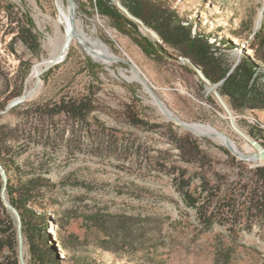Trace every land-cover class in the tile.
Listing matches in <instances>:
<instances>
[{"label": "rangeland", "instance_id": "rangeland-1", "mask_svg": "<svg viewBox=\"0 0 264 264\" xmlns=\"http://www.w3.org/2000/svg\"><path fill=\"white\" fill-rule=\"evenodd\" d=\"M142 1L169 13L173 24L190 26L233 64L244 52L255 56L251 43L264 26V0ZM76 2L90 39L74 42L41 75L38 93L23 98L33 67L62 43L53 26L55 6L53 0H0V163H16L4 168L21 192L34 180L28 189L33 201L26 205L47 216L60 264L80 258L100 264H264V205L255 172L264 164L167 117L145 83L132 78V65L175 116L232 131L210 85L179 47L139 25L142 35L163 47L147 52L141 35L120 29L94 0ZM98 37L120 58L112 64L95 59ZM84 101L86 110L68 109ZM230 107L240 127L264 146V109ZM233 135L246 150L250 143ZM181 140L198 148V156L184 155ZM2 187L3 180L0 264H21L18 220ZM7 198L12 203L8 189ZM23 236L27 264H37L24 229ZM37 244L44 247L45 239Z\"/></svg>", "mask_w": 264, "mask_h": 264}, {"label": "trees", "instance_id": "trees-1", "mask_svg": "<svg viewBox=\"0 0 264 264\" xmlns=\"http://www.w3.org/2000/svg\"><path fill=\"white\" fill-rule=\"evenodd\" d=\"M94 1L97 10L104 15L110 16L120 29L131 27L141 35V44L145 51L152 52V50L155 51L158 48L163 50L158 40L142 35L139 24L121 11L113 0ZM122 2L134 15L156 30L165 43L179 47L184 55L200 65L206 76L213 83L223 80L219 89L226 100L230 102L232 108L245 110L264 109V26L255 30V40L251 43L255 56L252 58L244 52L233 68L234 64L230 59L223 53L219 54L216 50L217 48L202 37L200 33L196 32L193 35L191 27L182 24V22L177 21V23L173 24L169 13L158 12L152 8L148 9L142 0H122ZM170 15L176 17L172 13ZM221 41L231 45V41L228 39ZM87 105V102L84 101L78 105H70L68 109L78 113L81 110H86ZM180 144L184 150V155L192 158L198 156V148L187 146V143L183 142V140L180 141ZM0 151H5L2 139H0ZM1 164L6 166V168L17 167L13 161ZM255 172L261 202L264 205V166L258 167ZM32 183H34L33 179L27 180L25 182L26 191L21 192L20 189L15 188L11 184V179H9L8 190L12 203L22 214L23 229L32 243V253L37 264H60L62 259L48 231L49 222L47 216L26 205L28 202L33 201L31 198L32 192L28 190ZM35 220H38V223ZM42 238L45 239V246L41 248L37 242L42 240ZM72 264L100 263L80 258Z\"/></svg>", "mask_w": 264, "mask_h": 264}, {"label": "bare ground", "instance_id": "bare-ground-1", "mask_svg": "<svg viewBox=\"0 0 264 264\" xmlns=\"http://www.w3.org/2000/svg\"><path fill=\"white\" fill-rule=\"evenodd\" d=\"M56 14L52 18L54 31L57 35H61L62 43L60 46L55 49L52 55L47 58L45 57L43 60L38 61L36 65L33 67L31 75L29 77V84L30 87L27 90L29 95L37 94L42 86L41 75L46 71L48 68L56 64L57 61H54L55 55L62 49L64 45L66 48L64 53H67L69 47L76 42L77 40H87L90 39L87 32L84 28H82L79 24V20L77 17V2L76 0H72V3L67 6L65 0H53ZM50 33V32H49ZM55 38L54 36H50V40L53 41ZM93 43L96 45L95 49H92V53L95 59L100 60L107 64H112L114 59L120 58L115 52L112 50L110 45L105 42L102 38H96ZM61 47V48H60ZM133 79H138L144 82L141 73L137 70L134 71ZM156 93V92H155ZM163 102V101H162ZM164 103V102H163ZM165 105V104H164ZM166 106V105H165ZM166 110L164 112L166 115L175 116L174 113L166 106ZM167 115V116H168ZM169 116V117H170ZM231 121V120H230ZM231 124L232 131H222L210 124H203V123H195L196 128L199 130L200 134L202 135H211L217 137L223 144L227 145L233 152H241L244 154H252L253 153V146L249 141V135L240 127L237 120L235 124ZM233 133L238 134L244 140L250 143L247 146L246 150H243L238 141L234 138ZM7 197V195H6ZM26 247L24 246V238H23V254L24 259L27 264V259L25 257L26 254Z\"/></svg>", "mask_w": 264, "mask_h": 264}, {"label": "water", "instance_id": "water-1", "mask_svg": "<svg viewBox=\"0 0 264 264\" xmlns=\"http://www.w3.org/2000/svg\"><path fill=\"white\" fill-rule=\"evenodd\" d=\"M69 3H72V0H69ZM115 4L118 6V8L123 11L129 18H131L132 20L136 21L139 25L142 26V29L144 31L150 32L154 37H156L157 39L160 38V35L158 34V32L156 30H154L153 28H151L150 26H148L141 18H139L138 16L134 15L128 7H126L122 0H117L115 2ZM66 48V45H64V47L62 49H60V51L55 55L54 57V61H60L62 60L66 53H64V50ZM183 60V58H181ZM186 61H188L192 67L195 69V71L199 74V76L202 78V80H204L206 82V84L210 85L209 89L214 91V94L216 95L217 99L219 100V102L221 103L222 107L224 108V110L226 111L227 115L229 116L232 124L236 123V118L233 114V111L230 107V105L228 104L227 100L225 99V97L221 94L219 86L221 85V83L223 82V80L213 83L204 73L203 69L201 68L200 65H198L197 63H195L190 57H185L184 58ZM183 60V61H185ZM236 66V64H234L233 68ZM132 67L134 68V70L137 71V68L132 65ZM232 68V69H233ZM142 78L144 79V83L147 87V89H149L151 91V93L153 94L156 103L161 107L163 113L166 115V113L164 112V110H166L167 112V108L164 105V103L162 102V100L160 99V97L155 93V91L152 89V87L150 86L149 82L142 76ZM28 95L25 94L23 96L26 97ZM168 113V112H167ZM168 115V114H167ZM166 115V116H167ZM170 115H168L167 117H169ZM169 118L174 119L176 121H178L180 124L184 125L185 127H187L189 130L200 134L199 130L196 128L195 123H189L186 122L182 119H180L177 116H170ZM249 141L252 144V146L255 148V151L252 154H244L241 152H234L236 155L245 158V159H249V160H254V161H259L261 164H264V147L261 143H259L258 141L254 140L253 138L249 137ZM0 174L3 180V187H2V198L6 204V206L8 208H10L17 216V220H18V234H19V248H20V261L21 264H26L25 259H24V254H23V228H22V218L21 215L17 209V207L11 203L8 198L6 197L7 195V189H8V175L6 173V170L4 168V166L0 163Z\"/></svg>", "mask_w": 264, "mask_h": 264}, {"label": "built area", "instance_id": "built-area-1", "mask_svg": "<svg viewBox=\"0 0 264 264\" xmlns=\"http://www.w3.org/2000/svg\"><path fill=\"white\" fill-rule=\"evenodd\" d=\"M264 147V146H263Z\"/></svg>", "mask_w": 264, "mask_h": 264}]
</instances>
